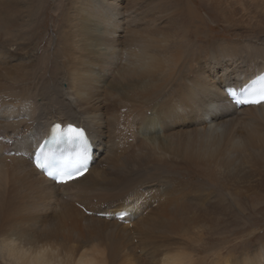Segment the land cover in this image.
<instances>
[{
	"label": "bare ground",
	"instance_id": "6f19581e",
	"mask_svg": "<svg viewBox=\"0 0 264 264\" xmlns=\"http://www.w3.org/2000/svg\"><path fill=\"white\" fill-rule=\"evenodd\" d=\"M48 1L0 0V262L264 264L256 229L233 246L248 225L213 218L218 188L264 204L247 195L264 189V105L226 96L264 74V0H66L53 66L33 22ZM56 125L94 148L63 186L33 165Z\"/></svg>",
	"mask_w": 264,
	"mask_h": 264
},
{
	"label": "rangeland",
	"instance_id": "374dc122",
	"mask_svg": "<svg viewBox=\"0 0 264 264\" xmlns=\"http://www.w3.org/2000/svg\"><path fill=\"white\" fill-rule=\"evenodd\" d=\"M61 1H62V3H61ZM67 1H69V0H67ZM64 2H66V0H49L46 8L41 12L38 19L33 18V22H35V20H36V23H37L36 24L37 26L35 27L37 29H35V33H38V34L36 35L37 38H35V37L34 38L37 42H39L40 56L42 59L50 58L49 64L51 66H53V62L55 60L54 59L52 61V59H53L52 55L56 53L57 47H58L57 44L59 43V39L56 37V34H55V32H56L55 27H56V25H61L63 27V24H61V21L58 19V17L53 16L54 10H56V8L66 9V7H65L66 4ZM4 22H8V21H4ZM219 31H220L219 32L220 36L218 38L225 39L226 34L223 31V29H220ZM33 36H35V35H33ZM227 38H232V37H227ZM4 39L5 38L1 36L0 42H2ZM53 40H57L56 41L57 44L50 47L49 42L52 43ZM228 42L232 43L230 39ZM205 46H208V45L205 44ZM37 61H39V60H37ZM41 64L39 65V63H38L34 68L35 70L34 69L30 70L28 72L29 76L21 78L22 72H19L16 75V77L14 78L15 81L13 80L15 83H18V84L20 83L19 86L16 87V89H20L21 92H23V93L33 91L35 88L31 86L30 82L27 85H25V81H26V79H29L31 81L33 80L34 74L36 73L35 74V76H36L38 74L39 70H41V68L43 67V64L42 65ZM30 74H31V76H30ZM52 74H54V72L49 73L47 75L46 81L50 80L51 78H54V77H52ZM27 77H29V78H27ZM20 80L23 82H21ZM240 80H242V79H240ZM193 182L194 183L198 182V179L196 180L194 178ZM247 195L248 196L250 195L251 197H256V198H264V189L263 188L251 189L250 191L247 192ZM214 196H215L216 209L214 210L215 212H214L213 218L215 219L214 225L216 227V230H220L222 232L225 231L226 229L224 227L229 226L230 222L232 220H234L235 218L242 220L243 226L246 224L248 225V230L242 231L243 234L240 235L238 239L232 240L231 243L233 241L234 242L232 244L230 243V245L237 246V244H238L239 247L244 245V241L248 239V237L251 235V233L253 232L254 229H256V233H258V235L253 239L256 243L255 242L249 243L247 245V247L250 245L252 246L253 244H257V241L261 242L262 240H264V204L263 205L255 204V205H253V207L250 206V204L246 205L245 201H243L241 198H234L230 192L222 191L219 188L214 193ZM262 201L264 203V199ZM244 205H246V206H244ZM220 219H223L222 223H219L221 221ZM234 227L239 228L236 225L231 224V227L228 228L229 230L227 229V231H230V229H233ZM235 242H237V243H235ZM0 264H2V263L0 262Z\"/></svg>",
	"mask_w": 264,
	"mask_h": 264
},
{
	"label": "snow or ice",
	"instance_id": "6c2138e0",
	"mask_svg": "<svg viewBox=\"0 0 264 264\" xmlns=\"http://www.w3.org/2000/svg\"><path fill=\"white\" fill-rule=\"evenodd\" d=\"M259 85V86H257ZM228 94L236 105H259L264 103V76L250 82L239 89H228ZM60 129V125H56ZM62 139L71 143L76 150V163L64 165L53 162L44 152V145H39L37 152L36 167L45 171L47 176L56 183L67 184L73 179L79 178L88 170V144L82 129L69 125ZM47 143V142H45Z\"/></svg>",
	"mask_w": 264,
	"mask_h": 264
}]
</instances>
